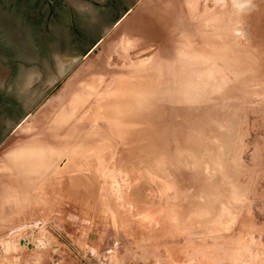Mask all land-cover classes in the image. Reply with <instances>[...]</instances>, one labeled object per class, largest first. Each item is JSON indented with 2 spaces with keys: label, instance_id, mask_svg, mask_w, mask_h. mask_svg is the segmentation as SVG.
<instances>
[{
  "label": "rangeland",
  "instance_id": "rangeland-1",
  "mask_svg": "<svg viewBox=\"0 0 264 264\" xmlns=\"http://www.w3.org/2000/svg\"><path fill=\"white\" fill-rule=\"evenodd\" d=\"M126 9L131 12L124 26L114 25L117 18L108 35L38 100L30 118L68 91L72 78L98 93L90 95V106L143 65L141 70L155 68L158 80L169 82L173 102L177 90H185L186 104L176 108L180 114L187 108L180 123L193 136L186 134L183 144L192 143L197 152L175 162L183 147L175 146L163 122V102L160 124L132 123L133 130L141 128V140L122 149L145 151L148 139L147 149L162 146L168 159L135 165L131 158L119 164V157H109L102 167L106 177L77 188L67 173L63 185L47 184L54 176L51 165L40 187L33 184L26 215L15 207L0 220V264H264V0H131ZM101 131L113 138L107 128ZM58 162L60 168L65 159ZM1 178L0 207L1 194L11 189ZM211 188L228 193L227 203L210 195ZM216 199L224 204L212 213L208 208Z\"/></svg>",
  "mask_w": 264,
  "mask_h": 264
},
{
  "label": "bare ground",
  "instance_id": "bare-ground-1",
  "mask_svg": "<svg viewBox=\"0 0 264 264\" xmlns=\"http://www.w3.org/2000/svg\"><path fill=\"white\" fill-rule=\"evenodd\" d=\"M123 24L118 25L117 28H122L124 26ZM116 31L117 29L115 30V32ZM142 66L143 65H141V67ZM141 67H137L138 71L136 72L133 71L128 73L130 75L125 76V79H120L116 86L110 88L109 90H106L105 93L98 95L94 104H91L90 106L88 104L90 95L93 94L96 96L98 93L94 91H87V89H85V86L78 87L77 85H75V80L72 78L70 82L65 86V89L67 88V86H69L68 91H63L57 97L47 100L46 104L43 105L36 114H34L31 118L26 120V122H24L20 127L17 128L16 135L27 138V141H25L23 144L15 146L13 149L5 152L0 157V174H2L3 178H7L9 182H11L10 191L1 194L0 220L7 218L8 216L11 217L15 213L13 211L15 207H19V209L21 207V211L18 210L17 214L21 212L22 215H26L27 207L30 206L32 186L34 184L37 187L38 182H40L39 180H41L43 177L47 178L46 174L49 175L53 173L52 175H54L52 178L49 177L50 179L43 178L46 180L44 181L47 184H50L47 181L49 180V182L51 181L55 184H58L57 182L61 181L59 184L63 185L62 183L64 177L62 176V174L64 175L67 173L69 174L68 178L70 177L69 180L72 181V185L76 187V185L85 184L84 187H87V184L91 185L95 182V176H99L102 174L103 177H106V175L109 174L104 172V169L107 166L104 169H102V167L111 162V160L109 159H114L115 156L120 158V160L118 159V162L122 161V159L126 162V159L131 158L134 161L135 165L140 161L149 162L150 159H168V152H165V148L163 147L165 153H161L162 151H160L162 150L160 149L162 146L159 147V150L157 152H155V149L152 151H150V149H147L148 139L145 140V151L122 149L123 147H126L125 143L127 144L131 143L132 141L141 140L140 138H138L141 128L138 127V129L133 130L131 126L132 123L144 120V122H146L147 124L148 121H151V123L156 122L160 124L161 120L159 119V115H162L160 114V112L162 111L160 108V104L163 102L168 103L167 108L164 111L165 121L163 120V122H166L165 125H167V130L172 131L175 146L181 144L183 147L182 151L176 156L177 160L175 162L178 163L182 159L188 161V159H190V153L192 151L193 153L197 152L196 150L191 151L192 143L191 145L183 144L185 138L188 137H186V134L189 135L190 138V135H192L193 133H190V131L186 132V130L182 129L183 125L180 123V116H183L182 112L185 111L187 108L182 110L181 114L176 108V106L179 105L184 108L186 104H184V101H186V95L184 99L182 98V93L185 90L182 89V92L180 89H178L175 96V102H173L171 98V90L167 86L169 82L167 80H158L159 75L157 74V69L150 68L151 70L148 69L144 71L140 69ZM63 68L64 65L60 64L59 72H62ZM159 71L162 73V70ZM160 82L163 86L158 90L159 92L157 97L155 95V88L158 87ZM80 88L82 89L79 91ZM181 104H183V106ZM184 115L186 117L187 114L184 113ZM190 116L191 115L189 114V116L187 117ZM186 119L187 118H185V121ZM194 121L195 118L193 119V124ZM144 125L146 126V124ZM148 125L151 126V124ZM162 126H164V124ZM102 128H107V131L109 133H111L112 135L114 134L111 140H108L107 138V140L105 139V134H103L101 131ZM147 128L148 126L146 127V130ZM196 128L197 127H195L194 129ZM122 130L125 133L124 135L120 134V131ZM162 130H164V127ZM164 131L162 132L164 133ZM164 134H161V137ZM148 136L147 138H149ZM197 138L198 141H200L199 137ZM155 143L153 140L154 145L152 146H155ZM168 143L171 144L170 141H168ZM117 146H120V148L116 149ZM113 147L116 148L113 149ZM139 152H147V155H139ZM202 152L203 150L200 151V154ZM150 153L151 156L148 157ZM195 156L196 155L194 154V157ZM212 157L213 156L211 155V158ZM61 158L65 159L64 166L57 168L56 163L61 160ZM123 162L124 161H122V163ZM187 163L188 162H186V164ZM53 164L55 165V167L54 170L51 168L53 171L52 172L50 166ZM130 165L134 167L133 164ZM80 172L83 174L80 175ZM174 178L175 177H173V179ZM103 184L106 185V181H104ZM46 186L49 187V185ZM39 187L40 185L38 186V188ZM176 187L178 188V186ZM43 190H45L44 187H41L40 191H42V193H44ZM180 190L182 191L181 188ZM227 190L230 191L229 188H227ZM210 191L212 192L209 193L210 195H220L219 193H215L212 188L210 189ZM102 194L100 193V196H102ZM227 195H224L223 192L220 195L222 196L223 201H225V203H227L228 201V197H226ZM223 204L224 203H222L221 200L216 199V201H211L210 205L212 207L208 209L211 210L212 213H215L219 211L217 210L218 208H222ZM24 207L25 209L22 210ZM7 208L8 211H6Z\"/></svg>",
  "mask_w": 264,
  "mask_h": 264
},
{
  "label": "flooded vegetation",
  "instance_id": "flooded-vegetation-1",
  "mask_svg": "<svg viewBox=\"0 0 264 264\" xmlns=\"http://www.w3.org/2000/svg\"><path fill=\"white\" fill-rule=\"evenodd\" d=\"M0 1L14 16L13 24L0 29L1 143L60 81L48 86L42 81V69L36 71L31 59L51 64L54 73L60 55L75 54V47L79 51L76 53H84L122 15L131 0ZM16 29L19 38L13 37ZM62 48L68 51L61 53Z\"/></svg>",
  "mask_w": 264,
  "mask_h": 264
},
{
  "label": "water",
  "instance_id": "water-1",
  "mask_svg": "<svg viewBox=\"0 0 264 264\" xmlns=\"http://www.w3.org/2000/svg\"><path fill=\"white\" fill-rule=\"evenodd\" d=\"M131 10H127L126 7L123 10L122 15H120V17L118 18V20H116V22L114 23V25H120L122 20L125 18V16L130 13ZM14 23V16L10 14V11L7 9V7L5 5H3V3L0 1V29H5L7 27H9L10 24ZM6 24V25H5ZM112 26V25H111ZM111 26L109 27V29L105 32V34H103V36L98 39L89 49H86L84 51V53H76L79 52L77 50V47H75L73 49L72 52H75V54H68V55H60L58 60H57V68L55 69L54 73L56 72V74L53 76V66L51 64H47L46 61H38L37 59H31V61L33 62L34 65V69L40 70V68L42 69V76H43V80L42 81H47L48 79H52L51 82L48 83V86L52 83L55 82L57 80H60L62 78L63 75H65L70 69H72L79 61L80 59H82L83 57H85L86 55H88L93 48L102 41V38L106 37L108 35V33L111 30ZM3 27V28H2ZM5 27V28H4ZM17 37L19 38L20 34L18 29H16L14 31L13 37ZM61 53H65L68 50L66 48H62ZM43 54H44V50H43ZM59 64H63L66 68L62 71L59 72L58 71V65ZM30 114L31 112H28L26 115H24L17 124H15L11 130L10 133V137L8 138V141L6 143H3L2 145H0V157L7 151L13 149L15 146L19 145V144H23L25 141H27V138L22 137V136H18L16 135V130L18 127H20L24 122H26V120H28L30 118ZM2 177V175L0 174V178ZM50 183V182H48ZM25 209V207L23 208Z\"/></svg>",
  "mask_w": 264,
  "mask_h": 264
}]
</instances>
